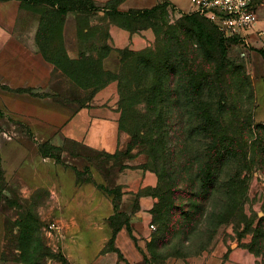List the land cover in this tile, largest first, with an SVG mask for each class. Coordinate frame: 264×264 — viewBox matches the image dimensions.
Masks as SVG:
<instances>
[{
	"label": "rangeland",
	"instance_id": "obj_1",
	"mask_svg": "<svg viewBox=\"0 0 264 264\" xmlns=\"http://www.w3.org/2000/svg\"><path fill=\"white\" fill-rule=\"evenodd\" d=\"M38 1L0 0V264H220L235 249L264 264V79L256 94L264 41L246 46L214 29L223 50L200 49L177 27L189 12L165 3L126 8L127 0ZM67 2L77 8L60 10L69 9ZM152 9L142 24L129 14ZM162 48L167 58L154 86L153 59ZM125 49L148 59L140 86L134 82L129 91L161 98L158 107L139 105L134 115L141 114L144 125L162 116L166 172L159 186L148 146H133L119 129L116 81L87 106L77 105L96 88H85L80 57L108 76L120 67L114 51ZM129 64L133 71L137 61ZM198 92L201 111L212 114L210 132L218 131L219 118L236 152L224 164V178L247 176L234 184L246 187L244 201L233 205L242 214L224 222L214 218L218 198L207 200L185 190L186 182H174V173L191 174L189 143L180 131L187 121L182 94ZM241 152L245 161L237 158ZM141 198L152 202L146 228L137 225ZM51 224L59 230L48 231Z\"/></svg>",
	"mask_w": 264,
	"mask_h": 264
},
{
	"label": "trees",
	"instance_id": "obj_2",
	"mask_svg": "<svg viewBox=\"0 0 264 264\" xmlns=\"http://www.w3.org/2000/svg\"><path fill=\"white\" fill-rule=\"evenodd\" d=\"M60 3L61 0H56ZM39 3H48L53 5L54 0H40ZM69 9H64V7H60L62 11H74L76 4L73 2H67L65 4ZM87 11V10H86ZM85 11V12H86ZM156 9L145 10V11H137L135 13H129L131 15V19L134 16H138V22L142 24V22H148V20L152 19L153 13ZM151 14L149 18L145 17V15ZM79 17L86 16L85 14H79ZM116 16H124L126 14L116 13ZM134 20V19H133ZM177 27L180 31L185 34L193 35L199 43L197 46L200 49L207 48L211 51L216 52V50H223L222 42L213 37L214 29L217 27L209 22L207 19L194 14H189L184 16L178 23ZM85 28L79 30V33L82 34ZM233 40V39H231ZM235 41V40H233ZM120 57V67L113 73V75L106 76L100 70H96L91 66L92 61L86 55H82L80 59L82 60L83 72L81 74V79L86 82L85 88H88L92 85H95L96 88L87 96L83 97L81 100L77 101V105L80 107L87 106L89 102L93 99L97 91L104 88L107 84L112 81L117 82L118 86V94H119V129L125 131L131 139V144L133 146H148L149 148V157L152 159L153 168L159 177V184L161 182V175L163 172H166L164 167L163 159L161 156V142L163 133L161 128V117L160 114H156V118L153 120L147 121L146 123H150L149 125H144L142 121L143 117L141 114L136 116L134 115L138 113L139 105H144L145 107L153 106L154 108L158 107V103L160 102V94L156 95H148L147 93L135 92L131 93L129 91V87L136 82L139 85V81L142 78V67H146L148 64V59L145 54H136L127 49L125 50H115ZM180 55V54H178ZM167 58V52H164L163 48L158 50L155 59H153V68L156 71L154 86L157 85L158 82L161 81L160 78V70L164 65V62ZM181 59V58H180ZM137 61V65L133 71L130 68V61ZM70 62V61H69ZM181 62L178 63V66ZM180 67V66H179ZM186 70L183 71V73ZM70 76V80H75L73 76ZM101 77V78H100ZM95 80H94V79ZM97 78L99 80H97ZM92 80L93 83H90ZM183 80V79H182ZM183 105V119L187 116V121L182 122L181 124V136L184 142V145L189 143L187 148V157L188 159V167L190 171V175L185 173H174V182L175 186H178L181 182H186L187 186L185 190L191 188L194 190V194L198 196L200 193H204L207 200L218 198L220 203L219 211L215 213L214 218L217 222H224L229 220L230 218H235L236 216L242 214V208L238 209L235 212L234 204L239 201L243 202L246 196V187L243 185V188L234 187L236 181H241L243 184L247 180V176H243L242 180H240L241 175L239 172H233L230 174L228 178H224V164L228 157L232 156V151L227 146L228 139L226 138L225 132L223 131L220 119L218 118V131L214 134L210 132L209 121L212 117V114L204 113L201 111L203 96L198 93H189L186 95L182 94ZM136 100L137 103L134 107H129L128 103L130 100ZM156 110V109H154ZM210 115V116H209ZM218 116V115H217ZM209 118V119H208ZM182 119V120H183ZM191 148V149H190ZM185 155V154H184ZM186 156V155H185ZM237 156V155H236ZM239 161H245V156L242 152L237 156ZM244 163L241 167H244ZM240 168V167H239ZM168 176V175H166ZM164 178V177H163ZM210 182L212 186L207 187V191L204 192L201 190L203 187V183ZM191 184H193L191 186ZM201 184V185H200ZM200 185V186H198ZM202 191V192H201ZM235 212V213H234Z\"/></svg>",
	"mask_w": 264,
	"mask_h": 264
},
{
	"label": "built area",
	"instance_id": "obj_3",
	"mask_svg": "<svg viewBox=\"0 0 264 264\" xmlns=\"http://www.w3.org/2000/svg\"><path fill=\"white\" fill-rule=\"evenodd\" d=\"M189 14L199 15L214 24L229 39L249 45V34L256 22V12L264 0H189ZM261 37L264 33H260ZM59 226L51 224L48 231H57ZM153 228V225H150Z\"/></svg>",
	"mask_w": 264,
	"mask_h": 264
},
{
	"label": "crops",
	"instance_id": "obj_4",
	"mask_svg": "<svg viewBox=\"0 0 264 264\" xmlns=\"http://www.w3.org/2000/svg\"><path fill=\"white\" fill-rule=\"evenodd\" d=\"M157 3H165L173 10H176L179 13L189 12L190 9V2L189 0H127L125 2L124 7H147L150 5H154ZM257 22L253 28V30L250 32V35L248 36L249 41L251 43H261V40L264 41V36L261 37L260 33H264V5H260L257 8L256 12ZM264 78H260L256 82V94L257 96L260 94L259 89V81ZM145 184L149 185L152 184V179L150 177H146ZM125 187V186H124ZM124 191L128 192L130 189L124 188ZM141 204V213L138 217V223L137 225L141 228H146V221L148 219V211L152 208V202L149 201L148 198H141L140 201ZM245 255V251L241 249H235L232 250L231 253L224 258L220 259V264H254L253 260Z\"/></svg>",
	"mask_w": 264,
	"mask_h": 264
}]
</instances>
